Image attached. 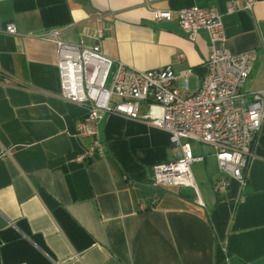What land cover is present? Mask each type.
Listing matches in <instances>:
<instances>
[{"label":"crops","instance_id":"0c3cea01","mask_svg":"<svg viewBox=\"0 0 264 264\" xmlns=\"http://www.w3.org/2000/svg\"><path fill=\"white\" fill-rule=\"evenodd\" d=\"M231 1L0 0V264H264V123L246 188L231 180L217 194L213 148L193 145L205 156L192 167L202 205L185 188L154 185L152 167L177 153L168 133L145 122L108 116L100 126L104 158L80 163L90 141L76 133L87 107L60 96L58 47L41 36L60 31V41L99 46L140 71L190 70L187 91L182 79L174 83L188 96L205 75L208 33L191 41L176 17L156 22L154 12L215 7L224 47L256 52L242 90L250 97L264 90V0L229 14ZM9 24L16 35L6 33Z\"/></svg>","mask_w":264,"mask_h":264},{"label":"built area","instance_id":"2783aa9c","mask_svg":"<svg viewBox=\"0 0 264 264\" xmlns=\"http://www.w3.org/2000/svg\"><path fill=\"white\" fill-rule=\"evenodd\" d=\"M254 6L253 0L242 3L233 0L227 5V12H252ZM175 17L191 41H195L201 30L209 36L204 78L198 91L188 96H183L174 83L182 79L187 91L190 70L179 76L171 65L140 71L106 57L99 46L83 48L66 44L59 40L60 31H48L41 36L58 47L60 96L87 107L76 136L90 143L77 161L104 158L100 126L108 116L145 122L168 133L171 147L177 153L173 161L152 167L154 185L164 191L192 188L196 203L202 205L192 167L204 162L205 156L196 155L193 145L213 148L221 172L213 182L217 194H224L231 180L246 188L247 170L264 123V90L250 97L242 92L251 76L256 52L233 54L224 47L226 30L219 9L189 7L176 12H154L156 22H171ZM5 31L9 35L17 34L13 24L7 25ZM99 37H103L101 32ZM177 57L178 62L185 58L183 54ZM111 74L112 81L107 87ZM156 204L157 201H152L150 206Z\"/></svg>","mask_w":264,"mask_h":264},{"label":"rangeland","instance_id":"374dc122","mask_svg":"<svg viewBox=\"0 0 264 264\" xmlns=\"http://www.w3.org/2000/svg\"><path fill=\"white\" fill-rule=\"evenodd\" d=\"M112 81V74L110 75V78L108 80V83H107V87H109L110 83ZM187 191H189L190 193L192 194H195L194 190L192 188H185Z\"/></svg>","mask_w":264,"mask_h":264}]
</instances>
